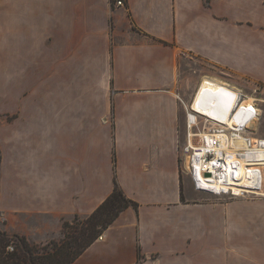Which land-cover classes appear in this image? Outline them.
I'll list each match as a JSON object with an SVG mask.
<instances>
[{"label": "crops", "instance_id": "0c3cea01", "mask_svg": "<svg viewBox=\"0 0 264 264\" xmlns=\"http://www.w3.org/2000/svg\"><path fill=\"white\" fill-rule=\"evenodd\" d=\"M183 56L264 87V0H0V229L57 239L115 178L137 211L71 264H264V209L192 186Z\"/></svg>", "mask_w": 264, "mask_h": 264}, {"label": "bare ground", "instance_id": "6f19581e", "mask_svg": "<svg viewBox=\"0 0 264 264\" xmlns=\"http://www.w3.org/2000/svg\"><path fill=\"white\" fill-rule=\"evenodd\" d=\"M224 85L225 82L204 77L192 100L191 108L213 119L217 125L199 135L200 144L187 146L185 151H190L187 169L193 178L194 173L198 174L203 182L222 180L243 189L249 182L248 166L264 164V146L251 147L241 136V131L256 120L254 99L248 96L236 105L242 92L236 87L233 88L235 94L228 92ZM226 98L227 105L224 104ZM193 121L194 117L189 116V122ZM194 182L200 185V181Z\"/></svg>", "mask_w": 264, "mask_h": 264}, {"label": "rangeland", "instance_id": "374dc122", "mask_svg": "<svg viewBox=\"0 0 264 264\" xmlns=\"http://www.w3.org/2000/svg\"><path fill=\"white\" fill-rule=\"evenodd\" d=\"M179 69L180 75L183 77L189 78V89L188 96L189 99L186 101L189 103V110L187 113L188 118V132L187 136L185 135L180 139V149L185 159V165L187 167V162L189 159V153L184 152L185 146L189 147L197 146L201 143L200 134L205 131H210V129L217 125V123L191 108L192 100L198 90V87L204 77H208L205 75H210L212 73H219V69H217L214 65L203 61L201 59H197L196 57L183 56L179 61ZM203 76V77H202ZM201 79V80H200ZM200 80V82H199ZM199 82V84H198ZM198 84V86H197ZM197 87V88H196ZM242 100H245L246 97L252 98L254 103V109L256 111V120L254 123L247 129L241 131V136L247 141V143L253 147H261L264 146V87L259 84L253 86V88L245 89ZM191 100V101H190ZM189 116L194 117V123L189 122ZM201 116V117H198ZM203 118V119H202ZM204 120L213 121L210 124V127L203 125L206 123ZM257 142L261 144H257ZM189 155V156H188ZM187 158V160H186ZM188 170V169H187ZM188 172V171H187ZM191 173L189 172V176L191 179ZM194 175V181H200V185H194L197 187V190L206 191L210 193L220 194L219 196H211L205 193H197L201 195L205 203H214L219 205L221 209H249V210H257L264 209V164H251L248 166V176L249 182L243 188H235L230 184H227L225 181L217 180V182L212 183L210 181H201L198 174ZM192 183V186H193ZM194 187V186H193ZM218 187V188H217ZM229 193V194H228ZM235 195V196H234ZM195 198V197H194ZM86 217V216H80ZM52 239L44 241L42 243H47ZM36 243V244H42Z\"/></svg>", "mask_w": 264, "mask_h": 264}, {"label": "trees", "instance_id": "16d2710c", "mask_svg": "<svg viewBox=\"0 0 264 264\" xmlns=\"http://www.w3.org/2000/svg\"><path fill=\"white\" fill-rule=\"evenodd\" d=\"M109 1L113 7L116 0ZM123 1L126 3V0ZM129 207L137 211L138 203L124 194L114 178L113 189L104 201L86 217L74 215L70 220H64L57 239L36 244L23 236L8 234L0 229V264H71L121 211ZM8 246H12L13 250L8 249Z\"/></svg>", "mask_w": 264, "mask_h": 264}, {"label": "built area", "instance_id": "2783aa9c", "mask_svg": "<svg viewBox=\"0 0 264 264\" xmlns=\"http://www.w3.org/2000/svg\"><path fill=\"white\" fill-rule=\"evenodd\" d=\"M115 4H117V5H124V1L123 0H116L115 1ZM226 85H224V87H225V89L228 91V92H231V93H234L235 94V91H234V89L233 88H235V87H233V86H230V84H227V83H225ZM223 86V85H222ZM241 95H239V97H238V99H239V102L241 101ZM226 101L228 102L229 100H227V98H226ZM238 104V103H237ZM236 104V105H237ZM198 117H201V116H198ZM203 119V118H202ZM206 123L203 125V128L205 127V126H207V127H210V124H211V121H206V120H204ZM217 145H219V141L217 142ZM187 147L185 146V148L183 149L184 150V152H188V151H185V149H186ZM191 175V174H190ZM191 179H192V182H194V178L192 177V175H191ZM193 185H194V183H193ZM194 187L197 189V187L194 185ZM201 191V190H200ZM229 194V193H228ZM235 196V195H234ZM100 237V236H99ZM8 249H10V250H13V247L12 246H8Z\"/></svg>", "mask_w": 264, "mask_h": 264}, {"label": "water", "instance_id": "95a60500", "mask_svg": "<svg viewBox=\"0 0 264 264\" xmlns=\"http://www.w3.org/2000/svg\"><path fill=\"white\" fill-rule=\"evenodd\" d=\"M224 104H225V105H227V104H228V102H227V101H225V102H224Z\"/></svg>", "mask_w": 264, "mask_h": 264}, {"label": "clouds", "instance_id": "9594fccd", "mask_svg": "<svg viewBox=\"0 0 264 264\" xmlns=\"http://www.w3.org/2000/svg\"><path fill=\"white\" fill-rule=\"evenodd\" d=\"M237 103H239V99L237 100ZM237 103H236V104H237Z\"/></svg>", "mask_w": 264, "mask_h": 264}]
</instances>
